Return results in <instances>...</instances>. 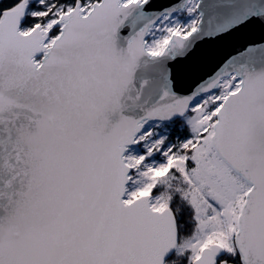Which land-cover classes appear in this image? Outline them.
Here are the masks:
<instances>
[{"label": "snow or ice", "instance_id": "1", "mask_svg": "<svg viewBox=\"0 0 264 264\" xmlns=\"http://www.w3.org/2000/svg\"><path fill=\"white\" fill-rule=\"evenodd\" d=\"M0 264H264V0H0Z\"/></svg>", "mask_w": 264, "mask_h": 264}]
</instances>
